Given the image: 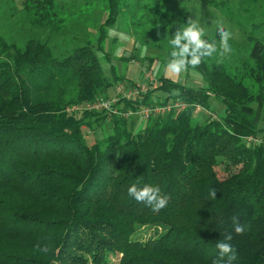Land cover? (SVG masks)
<instances>
[{
  "label": "trees",
  "instance_id": "16d2710c",
  "mask_svg": "<svg viewBox=\"0 0 264 264\" xmlns=\"http://www.w3.org/2000/svg\"><path fill=\"white\" fill-rule=\"evenodd\" d=\"M57 6L26 0L19 23L28 24V36L0 34V264H110L118 254L119 264H212L226 233L233 236V264H264V23L262 35L248 37L238 73L214 55L188 69L203 76V87L162 76L142 102L126 103L191 106L138 128L136 118L68 112L110 97L127 80L107 47L122 0H107L96 40L60 56L52 42L70 29ZM202 38L219 45L217 30ZM212 98L224 107L219 118L195 120L197 105L214 113ZM133 184L159 186L167 206L154 211L129 197ZM233 216L243 234L235 233ZM146 228L153 231L147 239L138 235Z\"/></svg>",
  "mask_w": 264,
  "mask_h": 264
},
{
  "label": "rangeland",
  "instance_id": "374dc122",
  "mask_svg": "<svg viewBox=\"0 0 264 264\" xmlns=\"http://www.w3.org/2000/svg\"><path fill=\"white\" fill-rule=\"evenodd\" d=\"M25 1L0 0L1 35L16 38L19 41L28 36V34L25 35L28 24L20 26L19 23L20 18L23 17ZM56 2L58 6L55 11L60 12L58 13L59 19H64L70 29L58 41L53 40L52 44L56 46L57 55L60 56L62 49L65 50L68 46L69 48L75 45L82 46L86 43V39L90 42L97 39V25L105 20L108 14L107 0H56ZM215 3L221 7H215ZM261 4L262 6L241 4L239 0H122V20L109 33L110 38L107 43L112 64L118 68L121 75L137 79H131L134 82L143 78L142 70L150 72L158 81L161 76L157 67H161L160 70L165 72L164 76L166 75L174 82L199 89L205 83L203 76L197 71L187 70L175 74L166 70V64L172 51L169 45L170 36L186 24L189 18L197 20L205 29L204 36L208 37H213L217 25L222 24L232 33V39L229 41L232 53L220 61L226 64L230 74H236L238 73L236 70L238 62L245 61L251 46L248 44V37L251 35L258 37L263 33L261 25L264 23V1ZM223 5H225L224 9H222ZM41 33L39 36L43 39L49 36L46 32ZM54 42L59 43L55 45ZM145 45L148 51L142 58L141 49ZM122 59L126 60L121 61ZM146 59L154 61V64L149 66V60L146 61ZM127 60L130 61L127 62ZM102 65L109 76V65H106L103 60ZM154 66H157L156 69ZM126 82L130 81L127 79ZM246 83L250 84L248 80ZM109 92L110 96H113L114 89H110ZM156 95L165 97L158 92ZM211 103L214 113L219 118L224 107L214 98L211 99ZM205 117L201 113L194 114L195 120L203 121L206 120ZM135 122L137 127L141 121L136 119ZM102 128L108 132L111 129V119L105 122ZM90 135L92 136L91 132ZM100 135L98 131L97 137ZM249 139L251 138H248L246 142L260 143L256 138H252L251 141ZM217 172L220 179L226 178V174L221 169L217 168ZM141 231L138 235L145 239L153 234V231L148 228ZM122 256L118 254L111 257L110 264H119Z\"/></svg>",
  "mask_w": 264,
  "mask_h": 264
},
{
  "label": "clouds",
  "instance_id": "9594fccd",
  "mask_svg": "<svg viewBox=\"0 0 264 264\" xmlns=\"http://www.w3.org/2000/svg\"><path fill=\"white\" fill-rule=\"evenodd\" d=\"M217 33L219 35V45L215 41L209 43L202 38L205 35V29L197 20L189 18L186 24L179 27L174 35L170 36L169 45L172 51L170 52V59L166 64V70L180 74L189 68L195 69L204 58L216 55L219 62L228 57L232 53V47L229 43L230 39H232V33L226 30L222 24L217 25ZM147 51V46H143L141 49L142 58L147 54ZM117 54L119 53L117 52ZM210 195L215 199L217 195L216 190L212 189ZM128 196L137 202L144 203L153 208L154 211H159L168 204V197L161 194L159 186L146 184L141 188L133 184L128 188ZM232 222L235 233L238 235L243 234L245 229L240 224L238 217L233 216ZM232 239V234L226 233L224 240L216 245L219 255L213 260L212 264H233V261L236 260V254L230 243ZM36 249L43 254L49 252L47 245L41 247L38 244Z\"/></svg>",
  "mask_w": 264,
  "mask_h": 264
},
{
  "label": "built area",
  "instance_id": "2783aa9c",
  "mask_svg": "<svg viewBox=\"0 0 264 264\" xmlns=\"http://www.w3.org/2000/svg\"><path fill=\"white\" fill-rule=\"evenodd\" d=\"M142 80L137 82H123L114 87V94L110 97H102L93 102H87L68 109L70 113H105L123 119H140L146 125L153 117H162L170 113L181 112L191 106L185 102L167 103L165 105L147 106L140 105L136 109H125L126 103L142 102L150 93L157 80L148 71L143 74ZM195 113H201L206 117L216 120L217 116L201 106H195ZM250 141L252 139H249Z\"/></svg>",
  "mask_w": 264,
  "mask_h": 264
},
{
  "label": "crops",
  "instance_id": "0c3cea01",
  "mask_svg": "<svg viewBox=\"0 0 264 264\" xmlns=\"http://www.w3.org/2000/svg\"><path fill=\"white\" fill-rule=\"evenodd\" d=\"M153 64H154V63H153ZM154 67H155V69H156L157 66H154ZM160 68H161V67H159V68L157 67V70H159L160 76H161V77L163 76V77H165V78H167V79H170V78L167 77L166 75L164 76V73H165V72L161 71ZM139 74H140V73H139ZM127 79H128V80H131V79H132V80H137V79H133V78H131V77H129V76H128ZM141 80H142V79H141ZM170 80H172V79H170ZM172 81H173V80H172ZM158 94H160V93H158ZM156 96H157V95H156ZM140 121H141V120H140ZM138 128H144V124H143L142 122H140V124L138 125Z\"/></svg>",
  "mask_w": 264,
  "mask_h": 264
}]
</instances>
